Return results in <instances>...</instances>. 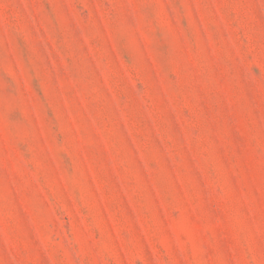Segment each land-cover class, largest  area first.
I'll return each mask as SVG.
<instances>
[{"label": "rangeland", "instance_id": "rangeland-1", "mask_svg": "<svg viewBox=\"0 0 264 264\" xmlns=\"http://www.w3.org/2000/svg\"><path fill=\"white\" fill-rule=\"evenodd\" d=\"M0 264H264V0H0Z\"/></svg>", "mask_w": 264, "mask_h": 264}]
</instances>
